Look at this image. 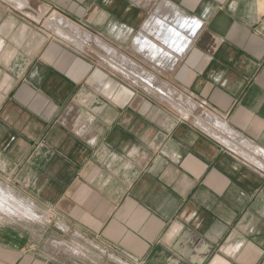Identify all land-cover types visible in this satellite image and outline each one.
<instances>
[{"label": "crops", "instance_id": "obj_1", "mask_svg": "<svg viewBox=\"0 0 264 264\" xmlns=\"http://www.w3.org/2000/svg\"><path fill=\"white\" fill-rule=\"evenodd\" d=\"M25 2L59 36L0 1V264H264V0ZM131 44L166 91L114 90Z\"/></svg>", "mask_w": 264, "mask_h": 264}, {"label": "rangeland", "instance_id": "obj_2", "mask_svg": "<svg viewBox=\"0 0 264 264\" xmlns=\"http://www.w3.org/2000/svg\"><path fill=\"white\" fill-rule=\"evenodd\" d=\"M0 1H6L7 4L10 6H12L14 8L15 11H18L27 15L29 18L27 19H32L33 21H36L39 25H44L48 30H50V33L52 34H55V35H58L59 34L57 33V28L56 27H53V25L50 24V19L48 18L49 16H55V14L50 11V10H38V9H29L27 7H17L15 6L14 2L12 0H0ZM48 16V17H46ZM35 22V23H36ZM33 23V22H32ZM50 25V27H48ZM53 28H55L56 30H54ZM61 37V36H60ZM152 37H156V38H159L156 36V34ZM153 40V38H150ZM158 40V39H157ZM111 48L112 45L110 46ZM119 50V49H117ZM136 50V47L135 45L133 46V44H131L129 46V48H126L122 51V53L120 51H118L117 53H113V54H110L108 55V60L107 62H104L102 63L103 66H104V69L101 70L102 72H104L108 79L112 82L113 85H115L114 90H117L119 89V85H122L123 86H126L128 87L127 84L129 85H132L133 87L135 86L136 87V84L132 82V74L131 76L129 74H127L124 70H120V69H116V68H113V67H116L118 64H122L123 63H126L128 64V66L131 68H135L134 70L135 71H146L148 72L149 74H151L152 76L154 75V73H156V71L158 72L159 76H158V81H162L163 80V84L162 85H157V87L161 88L163 91H166L165 88L168 87V86H165V81L164 79L165 78H169L170 80L173 78L172 76H174V74H176V70L177 69H174V70H158L156 69L153 70V69H150L152 67H154V63L153 62H150L149 60H147L141 53L135 51ZM160 57L162 55H159ZM155 59V58H154ZM158 60H161L160 58H157ZM100 63V62H99ZM114 65V66H113ZM134 70H131L132 72H135ZM153 70V72H152ZM126 74V75H125ZM164 77V79H162ZM138 87V86H137ZM137 87L135 89H137ZM142 86L140 85V89L143 90V88H141ZM139 90V89H137ZM122 93V92H121ZM173 95H175V93H173ZM174 99V98H173ZM178 103V102H176ZM180 105V103H178ZM192 104L190 102H188V108L189 109H192L193 111V115H198L200 112H199V109L197 107H192L191 106ZM172 110L176 111V107H174V105H172ZM189 119H192V116L189 117ZM0 202H4V198H1L0 197ZM15 216V215H13ZM17 216H20V215H17Z\"/></svg>", "mask_w": 264, "mask_h": 264}, {"label": "bare ground", "instance_id": "obj_3", "mask_svg": "<svg viewBox=\"0 0 264 264\" xmlns=\"http://www.w3.org/2000/svg\"><path fill=\"white\" fill-rule=\"evenodd\" d=\"M13 2H14V4H15V6H17V7H24V5L26 4V2H25V0H12ZM172 17H173V15H172ZM57 18V17H56ZM165 19V18H164ZM172 19H175V18H172ZM61 21V20H60ZM177 21V20H176ZM178 21H179V19H178ZM51 22V21H50ZM157 22H159V21H157ZM174 22V21H173ZM59 23V22H58ZM160 23V22H159ZM177 23V22H176ZM168 24V23H167ZM166 24V25H167ZM170 24H172V23H170ZM193 24V23H192ZM161 25V24H160ZM176 25V24H175ZM181 25L182 24H180V27H181ZM185 25V24H184ZM183 25V26H184ZM54 26H55V24H54ZM176 26H178V24L176 25ZM67 27V26H66ZM65 27V28H66ZM153 27V26H152ZM174 27V26H173ZM185 27V26H184ZM57 28V27H56ZM64 28V27H63ZM69 28V27H68ZM158 28V27H157ZM174 32H176V29L175 28H172V27H170ZM182 28V27H181ZM71 29V28H70ZM170 29V30H171ZM60 30V29H59ZM72 30V29H71ZM75 30V29H74ZM158 30H160V29H158ZM171 30V31H172ZM178 30V29H177ZM186 30V29H185ZM189 30V29H188ZM162 31V30H161ZM167 31V30H166ZM170 31V32H171ZM183 31V30H182ZM193 31V30H192ZM189 32V31H188ZM176 33H178V35H179V32H176ZM182 33V32H181ZM170 35L172 34V36L170 37V38H167L168 39V41H167V43L169 44V46H171L173 49H177L178 47H181L182 45L180 44H178V43H176V35L174 34V33H169ZM184 34V33H183ZM168 35V34H167ZM189 35V34H188ZM83 36V35H82ZM181 36V35H180ZM182 37H184V36H182ZM88 39H89V37H88ZM86 40V39H85ZM146 40V39H145ZM186 40H189V37L187 36V38H186ZM143 41V40H142ZM165 41V39L163 40V42ZM180 41H182L181 40V37H180ZM179 41V42H180ZM136 42V41H135ZM145 42V41H144ZM143 42V43H144ZM148 42H150V41H148ZM178 42V41H177ZM138 43H139V41H138ZM182 44H183V41L181 42ZM166 44V43H165ZM158 45V44H157ZM179 45V46H178ZM144 46H147L146 47V50H145V53H147V55H149V57H151L152 59L153 58H156L157 56H159V55H156V54H158L159 53V48H158V46H157V48L159 49H154L156 46H154V44H148V43H146L145 45L143 44V47ZM140 47V46H139ZM143 47H141V48H143ZM165 47H167V45L165 46ZM184 47V46H183ZM182 47V48H183ZM169 49V48H168ZM171 49V48H170ZM179 49V48H178ZM137 50V49H136ZM142 50V49H141ZM174 50V51H175ZM179 50H181V49H179ZM143 51H144V49H143ZM151 52V53H150ZM168 52H169V50H168ZM170 52H172V50L170 51ZM178 52V51H177ZM180 53V52H179ZM178 53V54H179ZM170 57V56H169ZM158 58H160V57H158ZM127 73V72H126ZM126 75V74H125ZM149 75V74H148ZM146 76V75H145ZM151 76V75H150ZM144 78V77H143ZM149 79V78H148ZM154 79V78H153ZM150 80V79H149ZM147 83V82H146ZM151 83V82H150ZM258 151V150H257ZM255 152H256V150H255ZM260 152V151H259ZM249 159V158H248ZM252 160V159H251Z\"/></svg>", "mask_w": 264, "mask_h": 264}]
</instances>
